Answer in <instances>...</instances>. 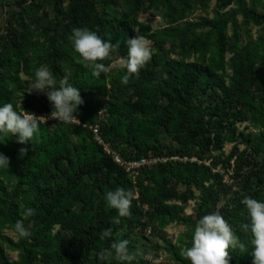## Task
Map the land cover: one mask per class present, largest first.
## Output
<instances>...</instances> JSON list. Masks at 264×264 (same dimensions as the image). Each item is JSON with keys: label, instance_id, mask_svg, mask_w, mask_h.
I'll return each instance as SVG.
<instances>
[{"label": "trees", "instance_id": "1", "mask_svg": "<svg viewBox=\"0 0 264 264\" xmlns=\"http://www.w3.org/2000/svg\"><path fill=\"white\" fill-rule=\"evenodd\" d=\"M212 1L4 5L0 264H152L154 235L172 264H264V0L191 18ZM136 35L152 49L136 55ZM104 108L110 153L89 127ZM115 154L160 161L134 179Z\"/></svg>", "mask_w": 264, "mask_h": 264}, {"label": "rangeland", "instance_id": "2", "mask_svg": "<svg viewBox=\"0 0 264 264\" xmlns=\"http://www.w3.org/2000/svg\"><path fill=\"white\" fill-rule=\"evenodd\" d=\"M19 0H0V31L4 30L5 27L7 26V14L5 13V8L4 5L8 2H15ZM215 6V0L212 1L211 7L208 13H206L203 10H198L194 16L191 18L197 22H200L202 18L210 16H213V8ZM140 21L143 22H148L150 23L153 28L157 29L162 26V23L160 20L152 18L149 14H141L140 15ZM258 28H253V33L254 35L257 34ZM136 42L138 43L139 46V51L136 53V55H140L143 52L150 51L152 49V43L150 41H147L140 37L139 35H136L135 37ZM125 65V62L122 60L116 61L112 64L111 68H117L120 66ZM43 77L47 78V73H43ZM48 88V82L47 81H42L40 83H34V82H29L28 84V89L29 92L33 95L36 94H42L44 93ZM52 118V117H51ZM245 125L240 126L241 130H243ZM232 148V145H227L226 146V153L230 152ZM229 174L225 175V179L227 182H229ZM194 201L190 202L188 205V208L186 210V214L190 215L193 213V208H194ZM186 231V228L183 225H180L178 223H173L170 226H168L164 232V234L173 242H177L179 236ZM7 235L12 236L14 238H17L16 235L13 232L6 231L5 232ZM160 243L161 240L158 236H152L151 238V243H149L146 252H147V258L151 260L152 264H172L173 262L169 259V255L166 254L165 252L162 251H157L155 250L154 246ZM12 258L16 259L17 253L10 252Z\"/></svg>", "mask_w": 264, "mask_h": 264}, {"label": "built area", "instance_id": "3", "mask_svg": "<svg viewBox=\"0 0 264 264\" xmlns=\"http://www.w3.org/2000/svg\"><path fill=\"white\" fill-rule=\"evenodd\" d=\"M60 115V114H59ZM59 115H55L53 116L51 119H54L56 117H58ZM108 116L107 110L106 108L102 109L100 112V118L98 119V123L95 125H90L89 127L91 129H93L94 134L96 135L97 140L102 143L106 149L107 152H111L110 147L108 146V144L103 143V141L101 140V138L99 137L100 131H101V121L106 120ZM27 118H31V116H27ZM69 120L73 121V122H77L79 124H81L82 122L76 118H70L68 117ZM43 121H47L46 118H42ZM83 126H86L85 123H83ZM177 159V158H175ZM115 160L116 162H118L119 164H121L122 166L126 167V169L131 173V176L136 179L139 176V170L142 167H146V166H153L154 164H156L158 161H160V159L156 158V159H142L139 161H135V162H126L125 160H123L119 155L115 154ZM184 160H187V158H185ZM193 161H196V159H192ZM151 233V229L148 230V234Z\"/></svg>", "mask_w": 264, "mask_h": 264}]
</instances>
